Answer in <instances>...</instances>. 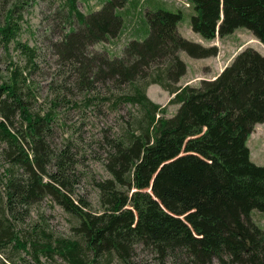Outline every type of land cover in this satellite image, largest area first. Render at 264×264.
<instances>
[{"label":"trees","instance_id":"obj_1","mask_svg":"<svg viewBox=\"0 0 264 264\" xmlns=\"http://www.w3.org/2000/svg\"><path fill=\"white\" fill-rule=\"evenodd\" d=\"M39 1L0 0V51L6 57L0 56V264H47L43 258L137 264L138 244L151 250L155 264H264V247L255 245L252 232L264 218V166L252 161L248 146L264 123V55L245 48L214 79L179 85L188 70L181 52L206 59L220 50L178 30L189 12L191 29L207 42L243 28L264 45V0H105L89 14L78 9V0H59L66 18L78 25L68 24L53 44L84 96L73 107L91 108L100 98L117 112L130 108L121 132L104 138L110 177L91 183L100 213L77 194L85 174L75 143L57 148L51 142L57 99L36 109L28 76L39 50L20 37L26 11ZM140 1L150 7L142 9ZM12 45L24 67L12 61ZM98 45L103 50L94 51ZM108 84L109 95L96 93ZM151 85L171 95L169 105L178 106L174 115L149 98ZM47 198L73 217L70 237L26 225L31 209Z\"/></svg>","mask_w":264,"mask_h":264},{"label":"rangeland","instance_id":"obj_2","mask_svg":"<svg viewBox=\"0 0 264 264\" xmlns=\"http://www.w3.org/2000/svg\"><path fill=\"white\" fill-rule=\"evenodd\" d=\"M105 0H78V9L89 14L97 10ZM171 1L174 4H181L179 0H164ZM59 0H40L35 6L30 7L25 13V23H23V32L20 40L30 46H36L39 50V60L37 68L29 74V80L36 88L38 105L36 109L49 108L51 102L57 99L58 108L56 110V121L53 129L51 142L57 148H61L67 141L71 140L76 145V153L79 158V169L85 174L81 177L79 184L76 185L77 194L85 197L92 204L94 211L100 213L99 192L91 185L92 180L107 179L110 174L106 171L104 160L106 159L105 137H113L115 133H119L122 127L129 120V110L122 106L117 112L111 109L109 104L100 102V98H95L96 106L91 108H74L73 102L82 101L84 96L74 87V80L71 77V71L65 65L63 66L59 57L55 54L53 44L60 40L68 30L70 18H66L67 12L59 6ZM143 5L140 7L149 8L148 2H139ZM147 4V5H146ZM164 9L177 11L168 3ZM131 5L129 1L126 8ZM124 16L122 10L118 11ZM68 19V22L67 20ZM67 22V23H66ZM76 27H78L77 23ZM179 32L186 39L201 43L204 46L208 42L203 40L200 35L193 32L190 26L189 12H184V18L179 24ZM199 39L202 42H199ZM221 39V38H220ZM221 42L222 53L217 57L206 59H194L187 53L181 52L180 57L187 65V74L182 78L179 85L193 84L198 85L202 79H212L216 77L221 68L228 65L235 56L245 48H253L257 52L264 55V45L260 43L246 29H238L234 34L223 38ZM105 45V44H104ZM103 45H98L93 50H103ZM219 50L221 48L217 46ZM119 52L121 51L118 50ZM113 52V51H112ZM220 53V52H219ZM0 56L5 60V52L0 51ZM10 56L15 65L24 67L26 60L19 51L15 50L14 45L11 46ZM8 66V65H7ZM6 64L1 66V71L6 72ZM216 73V74H215ZM215 74V75H214ZM194 80V81H193ZM111 85H98L96 93L109 95ZM96 93L94 95H96ZM117 93V92H116ZM147 94L151 100L167 106L169 113L172 116L177 111V105H169L171 95L159 85H151L147 89ZM101 96V95H100ZM102 97V96H101ZM95 107V108H93ZM195 138V137H193ZM188 140V139H187ZM186 140V141H187ZM251 149V159L258 166H264V123L258 124L248 142ZM180 155H183L180 154ZM199 156L203 161L205 158ZM4 167L0 160V178L4 174ZM153 184L151 185V187ZM151 193L153 191L151 190ZM4 188L0 184V207L4 197ZM253 235L255 236V245L264 247V218L257 219ZM36 224L39 228H44L46 231H52L55 234L70 237L72 235V226L74 219L66 213L56 203L51 202L50 198L34 206L31 209V216L27 219V224ZM135 249V261L137 264H155L151 250L138 244ZM27 261L28 256L26 255ZM47 264H65L60 259L54 262L42 259ZM26 264V263H20ZM91 264H108L105 260L100 259V262ZM112 264H120L114 261Z\"/></svg>","mask_w":264,"mask_h":264},{"label":"crops","instance_id":"obj_3","mask_svg":"<svg viewBox=\"0 0 264 264\" xmlns=\"http://www.w3.org/2000/svg\"><path fill=\"white\" fill-rule=\"evenodd\" d=\"M178 30H179V27H178ZM180 34H181V33H180ZM181 35H182V34H181ZM201 40H202V39H201ZM201 40L199 39V42H202ZM223 40H224V39H220V38L218 37L216 40H214V41H212V42H208V45H207V46H208V47H209V46H214V45L216 46V44H217V45H219V47L221 48V42H222ZM222 52H223V51H222V48H221L219 55H221ZM211 58L213 59V57H211ZM211 58H210V59H211ZM208 59H209V58H208ZM226 66H227V65H226ZM226 66H225V67H226ZM225 67L221 68V70L219 71L218 75L224 70ZM215 74H216V73H215ZM215 74H214V75H215ZM218 75H217V76H218ZM214 78H215V77H214ZM214 78H212V79H214ZM193 81H194V80H193ZM249 141H250V140H249ZM250 150H251V149H250Z\"/></svg>","mask_w":264,"mask_h":264}]
</instances>
